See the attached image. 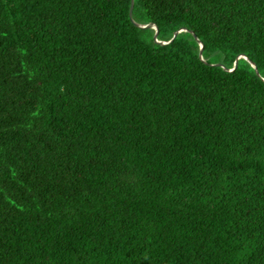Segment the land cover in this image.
Segmentation results:
<instances>
[{"label": "trees", "instance_id": "16d2710c", "mask_svg": "<svg viewBox=\"0 0 264 264\" xmlns=\"http://www.w3.org/2000/svg\"><path fill=\"white\" fill-rule=\"evenodd\" d=\"M129 2L0 0V264H264V0Z\"/></svg>", "mask_w": 264, "mask_h": 264}, {"label": "water", "instance_id": "95a60500", "mask_svg": "<svg viewBox=\"0 0 264 264\" xmlns=\"http://www.w3.org/2000/svg\"><path fill=\"white\" fill-rule=\"evenodd\" d=\"M131 7H132V0H130V2H129V7H128V17H129L130 21H131L135 26L140 27V28H152V29L154 30V31H153V34H152V37H153L154 41H156V42H158V43H160V44H165V43L169 42V41L175 36L176 33H178V32L181 31V30H185V29H177V30H175V31L172 32V34H171V36H170L169 39H167V40H165V41L157 40V39L155 38L156 31H157V30H156V26H155L153 23H151V22H147V23H144V24H139V23L134 22V21L130 18ZM190 33H191V32H190ZM191 35H192L193 38H196L194 34L191 33ZM197 43H198V57L202 60L201 55H200L202 45H201V43H200L199 41H198ZM238 57H239V56H237V57L234 59L231 68H233V67L235 66V64H236V59H237ZM241 57H244V56H241ZM249 63H250V65L253 67L254 71L256 72V69H255L254 64H253L252 62H250V61H249ZM222 68H223L224 70H229V69L224 68V67H222ZM231 68H230V69H231ZM262 80L264 81V78H262Z\"/></svg>", "mask_w": 264, "mask_h": 264}]
</instances>
